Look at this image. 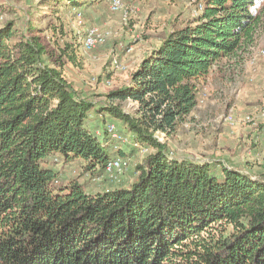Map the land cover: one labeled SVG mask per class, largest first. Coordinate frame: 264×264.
I'll return each instance as SVG.
<instances>
[{
	"label": "trees",
	"instance_id": "1",
	"mask_svg": "<svg viewBox=\"0 0 264 264\" xmlns=\"http://www.w3.org/2000/svg\"><path fill=\"white\" fill-rule=\"evenodd\" d=\"M100 1L44 5L55 11ZM261 2L204 0L127 70L129 83L106 93L107 101L64 76L62 57L75 61L73 43L54 58L32 23L27 33L12 22L0 26V264H264V170L176 157L159 139L174 135L196 107L213 65L252 41ZM126 100L133 111L120 105ZM108 120L150 149L135 180L95 193L77 181L58 185L59 159L101 176L111 158H123Z\"/></svg>",
	"mask_w": 264,
	"mask_h": 264
},
{
	"label": "rangeland",
	"instance_id": "2",
	"mask_svg": "<svg viewBox=\"0 0 264 264\" xmlns=\"http://www.w3.org/2000/svg\"><path fill=\"white\" fill-rule=\"evenodd\" d=\"M44 1L0 0V26L12 22L16 29L27 33V25L32 23L41 30L39 35L47 48L53 50L54 58L65 44L77 46L75 61L62 57L64 76L75 88L96 101H107L106 93L128 84L129 69H133L165 35L196 15L189 0H126L125 5H135L139 11L123 20L121 13L111 12L107 1L102 0L80 8L82 17L77 19L75 11L78 9L60 4V8L53 11L51 6L44 5ZM259 11L261 21L252 41L232 57L230 63L221 60V65L226 67L223 81L212 77L205 91L201 90L194 111L174 135L163 138L173 156L203 161L221 157L240 167L247 165L253 172L264 170L263 119L260 117L264 111V58L258 54L264 46V0ZM90 26L105 33L106 39L93 51L84 52L79 35ZM114 55L129 65L128 71L114 72L111 69ZM43 57L46 62L54 64L53 58L46 54ZM120 105L129 111L135 108V103L130 100ZM228 114L232 117L231 122L224 120ZM109 122L121 128L118 122L108 120L106 124ZM120 146L126 153L121 156L127 169L116 179L111 180L106 174L91 175L76 163L59 159L52 165L58 171L57 184L77 181L86 192L95 193L132 183L136 176L135 165L150 149L130 151L125 144Z\"/></svg>",
	"mask_w": 264,
	"mask_h": 264
},
{
	"label": "built area",
	"instance_id": "3",
	"mask_svg": "<svg viewBox=\"0 0 264 264\" xmlns=\"http://www.w3.org/2000/svg\"><path fill=\"white\" fill-rule=\"evenodd\" d=\"M109 5V10L114 13H121L122 19L126 20L131 14H136L139 11V8L135 5L127 6L125 5L126 0H106ZM189 3L193 6V12L197 13L203 9L204 0H189ZM77 19H81V11H75ZM79 35V34H78ZM106 34L101 32L97 27L90 26L88 27L83 34L79 35L81 49L84 52L93 51L96 47L103 45L105 43ZM131 48H128L130 51ZM259 56L264 58V46L259 50ZM134 64L132 61L131 64ZM128 64H125L117 59L114 55L111 58V69L114 72H126L128 70ZM131 101V100H130ZM133 102V101H132ZM260 117L263 119L262 123V133L264 135V111H261ZM231 115L228 114L224 116L226 122H231ZM106 130L111 135V137L122 144L128 145L135 149L142 148L137 140L130 139L127 135L121 134L118 132L117 127L114 123H107ZM164 135L161 133L159 139L163 141ZM127 169L126 162L123 158L117 156L111 158L105 167L106 175L109 179H116L117 176L123 173Z\"/></svg>",
	"mask_w": 264,
	"mask_h": 264
},
{
	"label": "crops",
	"instance_id": "4",
	"mask_svg": "<svg viewBox=\"0 0 264 264\" xmlns=\"http://www.w3.org/2000/svg\"><path fill=\"white\" fill-rule=\"evenodd\" d=\"M69 8V7H68ZM71 9H75L74 7H71ZM77 9H79V10H82V9H80V8H77ZM222 60H224L225 62H228V63H230L231 62V60H232V58H230V59H222ZM222 63H221V61H219V62H217V63H215L214 65H213V67H212V70L210 71V73L205 77V79H204V83H205V85H203V89H202V91L204 92L205 91V89H206V84L207 83H209L210 81H211V79H212V77L213 78H215V79H219V80H221V81H223V79H224V73H225V69H226V67H224V65L222 66L221 65ZM213 102L214 101H211V104H213ZM197 105H198V103H197ZM197 105H196V107H197ZM195 107V108H196ZM194 108V109H195ZM194 109L192 110V112L194 111ZM191 112V113H192ZM190 113V114H191Z\"/></svg>",
	"mask_w": 264,
	"mask_h": 264
}]
</instances>
